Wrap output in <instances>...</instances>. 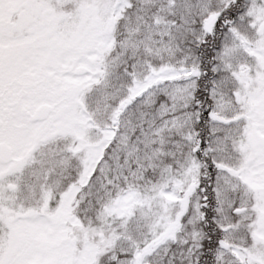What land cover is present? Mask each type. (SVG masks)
Listing matches in <instances>:
<instances>
[{"label":"snow or ice","instance_id":"6c2138e0","mask_svg":"<svg viewBox=\"0 0 264 264\" xmlns=\"http://www.w3.org/2000/svg\"><path fill=\"white\" fill-rule=\"evenodd\" d=\"M0 264H264V0H0Z\"/></svg>","mask_w":264,"mask_h":264}]
</instances>
